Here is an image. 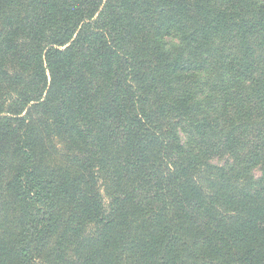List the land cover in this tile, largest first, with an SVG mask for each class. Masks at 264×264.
<instances>
[{"label":"trees","instance_id":"16d2710c","mask_svg":"<svg viewBox=\"0 0 264 264\" xmlns=\"http://www.w3.org/2000/svg\"><path fill=\"white\" fill-rule=\"evenodd\" d=\"M0 264H264V0H0Z\"/></svg>","mask_w":264,"mask_h":264},{"label":"rangeland","instance_id":"374dc122","mask_svg":"<svg viewBox=\"0 0 264 264\" xmlns=\"http://www.w3.org/2000/svg\"><path fill=\"white\" fill-rule=\"evenodd\" d=\"M164 41L167 43V45H171L172 43L176 42V37H173V36H165L164 38ZM211 161L214 163V164H218V165H221V164H224L225 162H228L230 161L229 159V156H212L211 157ZM254 174H258V169L255 168L254 170Z\"/></svg>","mask_w":264,"mask_h":264}]
</instances>
